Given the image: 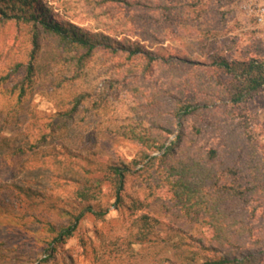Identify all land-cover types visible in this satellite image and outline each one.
I'll return each instance as SVG.
<instances>
[{"label":"rangeland","instance_id":"1","mask_svg":"<svg viewBox=\"0 0 264 264\" xmlns=\"http://www.w3.org/2000/svg\"><path fill=\"white\" fill-rule=\"evenodd\" d=\"M179 1L42 0L67 25L105 34L133 48L142 46L166 59L145 75L134 70L143 58L126 61V52L111 54L106 49L78 69L66 58L68 49L58 38L35 35L31 25L0 18V264H165L157 247L142 246L137 239L135 217L115 208L111 184L96 201L82 202L76 193L84 172L96 178L108 165L133 167V161H143L146 147L130 137L132 130L143 127L165 126L167 145L176 142L178 151L217 149L226 157V131L231 128L226 115L214 112L177 120L173 109L182 93L180 82L188 80L193 88L201 76L216 83L220 74L212 66L180 60L208 63L214 54L230 60H264V27L247 9L256 0H201L188 16L160 9L178 8ZM30 64L35 75L25 81L26 95L20 96L19 83ZM82 94L79 110L63 115ZM234 113L236 131L251 135L264 157V90ZM24 146L26 151L18 153ZM156 183L154 176L137 172L123 194L125 202L126 196L127 201L141 198L160 226L193 231L170 194ZM87 206L108 213L104 217L87 213L73 236L59 243L50 257L47 249L54 235L49 224L67 227L72 218L68 214ZM262 213L252 220L258 232L264 230Z\"/></svg>","mask_w":264,"mask_h":264},{"label":"trees","instance_id":"2","mask_svg":"<svg viewBox=\"0 0 264 264\" xmlns=\"http://www.w3.org/2000/svg\"><path fill=\"white\" fill-rule=\"evenodd\" d=\"M191 1H179L178 8L163 5L160 9L166 12L176 9L188 16L190 8L196 7L201 0L197 3ZM196 17L200 18L201 13L197 12ZM0 18L31 25L35 35L45 33L58 38L68 49L64 50L66 58L78 69L97 52L103 51L100 49H106L111 54L126 52V61L143 58L142 64L134 67L142 75L149 73L160 60L166 61L142 46L133 48L115 42L105 34H93L67 25L55 18L42 0H0ZM210 61L200 64L181 58L180 62L185 64L214 67L221 80L210 83L201 76L193 88L188 86V80L180 82L178 85L182 93L175 98L177 102L173 109L177 120L190 116L202 118L214 112L226 115V123L231 125L226 131L229 142L226 157H221L217 149L202 153L188 147L178 151L176 142L167 145L165 133L168 130L165 126L143 127L139 132L132 130L130 136L146 147L143 161H133V167L129 164L108 165L106 173L96 178L84 172L85 177L79 180L80 188L76 195L82 202L96 201L105 193L104 186L111 184L116 199L115 208H123L135 217L137 239L142 246L150 244L152 248L157 247L161 262L165 264H264V230L258 232L252 224L258 212L263 211L264 214V157L252 136L245 131L239 134L234 124V109L252 101L264 90V60L255 57L230 60L221 54H214ZM26 70L27 76L19 85L26 80L31 82L35 75L33 64ZM18 89L20 96L26 95V85ZM84 99V94L77 96L73 107L63 115L72 116ZM43 139L46 140V136ZM25 143L30 145L28 141ZM26 147H20L18 153H24ZM154 151L159 155L152 156ZM156 163L162 170L156 168ZM139 164L143 166L137 168ZM137 172L154 176L157 187L170 194L182 216L194 227L193 231L160 226V221L146 212L149 204L141 198L129 197L127 201L126 196L125 202L123 194ZM87 213L104 217L108 212L87 206L78 214H68L72 218L71 225L67 227L58 229L49 224L54 235L47 249L50 257L55 255L59 243L73 236Z\"/></svg>","mask_w":264,"mask_h":264},{"label":"built area","instance_id":"3","mask_svg":"<svg viewBox=\"0 0 264 264\" xmlns=\"http://www.w3.org/2000/svg\"><path fill=\"white\" fill-rule=\"evenodd\" d=\"M248 13L253 15L256 23L259 26L264 27V3L259 2L258 0L252 2L248 5Z\"/></svg>","mask_w":264,"mask_h":264}]
</instances>
